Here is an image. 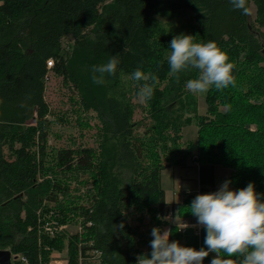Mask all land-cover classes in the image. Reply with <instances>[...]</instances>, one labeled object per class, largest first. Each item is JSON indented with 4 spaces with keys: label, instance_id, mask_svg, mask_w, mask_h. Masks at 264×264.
<instances>
[{
    "label": "trees",
    "instance_id": "obj_1",
    "mask_svg": "<svg viewBox=\"0 0 264 264\" xmlns=\"http://www.w3.org/2000/svg\"><path fill=\"white\" fill-rule=\"evenodd\" d=\"M252 4L255 20L228 0H0V250L18 256L12 264H48L53 250L65 248V233L44 230L51 210L63 223L69 214L82 218L83 230L67 245V264H136L139 254L150 253L151 229L168 224L162 172L190 158L199 163L198 193L218 188L216 166L223 165L232 170L230 187L252 182L264 199V0ZM183 11L191 14L196 40L215 41L233 64L234 86L210 89L205 115L184 87L196 70L170 74L159 39L166 30L157 16ZM69 35L75 52L63 47ZM112 55L116 74L94 84L92 67ZM137 67L156 77L141 125L129 100L138 91L130 78ZM50 73L77 92L80 110L98 116L97 148L49 149ZM192 124L197 138L185 141L183 130ZM80 174L94 186L86 199L69 198ZM198 193L178 205L177 215L195 222L188 205ZM170 231V240L203 246V228L201 244L193 227L183 235L176 225Z\"/></svg>",
    "mask_w": 264,
    "mask_h": 264
},
{
    "label": "clouds",
    "instance_id": "obj_2",
    "mask_svg": "<svg viewBox=\"0 0 264 264\" xmlns=\"http://www.w3.org/2000/svg\"><path fill=\"white\" fill-rule=\"evenodd\" d=\"M234 10L249 14L248 0H228ZM166 55L170 74L195 69L197 74L185 82V89L194 95H204L234 86L233 64L215 41H197L195 35L180 33L169 42ZM119 60L112 55L107 62L92 67V82L103 85L106 76L116 74ZM137 82V96L143 102L154 94L155 75L137 67L131 74ZM151 80L153 83H148ZM143 82V83H140ZM225 179L215 191L198 193L191 201L188 213L195 217V225L204 229L203 246L181 244L170 240L171 231L153 227L150 231V253L139 254L136 264H203L214 253L209 264H232L222 258L235 256L239 264H264V199L249 182L245 187H230ZM180 228L184 229L189 227ZM122 227V226H121ZM179 229V230H180Z\"/></svg>",
    "mask_w": 264,
    "mask_h": 264
},
{
    "label": "rangeland",
    "instance_id": "obj_3",
    "mask_svg": "<svg viewBox=\"0 0 264 264\" xmlns=\"http://www.w3.org/2000/svg\"><path fill=\"white\" fill-rule=\"evenodd\" d=\"M256 13L257 8L255 4H252L250 7L251 20H255L257 16ZM157 19L161 23L162 27L166 30V33L159 36V39H162L163 44L167 46V52L170 51V49L168 48L169 42L171 41L173 36L176 35V33L192 34L193 32V19L191 18V14L188 11H183L178 15H174L172 17L157 16ZM76 43V39L72 35H69L66 39L63 40L62 44L67 52H75ZM77 62L79 63L78 59ZM46 83L47 85L45 97L51 108V113L48 117V120L50 121V131L48 137V142L50 144L49 149H59L79 145L97 148V138L99 135L100 121L96 113L93 111L84 112L80 110L79 108L82 107H79L80 105L77 104V102H79L80 100L79 95L75 90L70 87H67L62 82L61 78L50 73L49 77L46 80ZM205 96L206 94L193 96L194 100L197 101L199 113L202 115H205L207 111ZM129 100L132 102V104L136 106L134 119L141 125V122H144L147 119L148 112L145 109V107H147V103L141 101V99L138 98L137 94L134 93L133 96L129 98ZM60 119H63V121H60ZM149 122L150 121L148 120L147 124H149ZM252 129H255V126H252ZM197 130L198 127L193 124L185 127L183 130L184 140L195 141V139L197 138ZM139 131H142V127L139 129ZM8 153L9 151H6V154ZM193 160L190 158L187 161V166L193 168V171L191 168H189L192 172L190 177L191 183L184 181L183 178H177L174 179V182L171 184V189L173 190L175 188L177 199H179L181 196L188 195L185 194V190H189L191 194H196L199 192V184L197 182L198 172L196 171L199 166V163L194 162ZM178 169L181 170L182 176H186L187 171L184 168L178 167ZM231 172L232 170L230 168H227L223 165H217V185L220 186V184L225 179H229ZM167 174L168 171L165 172L163 175L165 176ZM79 180H82L81 182H84V184L81 182L79 183V181L70 182L68 191L69 198H71L72 196H82L83 199H86L84 195L94 186L92 183V179H90L88 174H86L85 177L80 174ZM179 186H181V190L178 189ZM58 197L59 201L65 200L62 194ZM81 202H83V200H81ZM177 214L178 206H176V208H173L171 211L168 210L167 215L164 217V220L168 222V224L161 226V230H170L171 226L178 225L179 223L192 222L189 218H184ZM68 218L69 219L67 221H64V223L61 222L60 220H62V216L59 213H56L54 210H51L50 213L47 215V220L50 221V224L56 231V233L59 232L66 234L65 248L62 251L53 250L51 252L50 262L48 264H67L68 242L73 235H76L77 233H80L83 230L84 225H82V218L75 217L73 214H69ZM145 223H150L149 217H146ZM64 225H66V228L60 229V227ZM145 229V227H142V230ZM179 234L183 235L184 233ZM195 234L199 238V242L201 244V230L200 232H195ZM180 243L185 245V239L180 240ZM92 254L93 253H91V256ZM86 264L97 263L94 260H88L86 261Z\"/></svg>",
    "mask_w": 264,
    "mask_h": 264
},
{
    "label": "crops",
    "instance_id": "obj_4",
    "mask_svg": "<svg viewBox=\"0 0 264 264\" xmlns=\"http://www.w3.org/2000/svg\"><path fill=\"white\" fill-rule=\"evenodd\" d=\"M187 165L188 164L181 167L187 171L186 176H182L181 170H179L178 167L167 168L162 172V186H163V189L165 191V200H166V204H167L166 208L168 210L171 208H176V206H178L179 204H182L183 201L185 200V198L188 196V195H185L186 194L185 193L184 194L185 196H181L179 199H177V194H176L175 188L173 190L171 189V184L174 182L173 180L177 179V178H183L184 181L191 183L190 177H191L192 172L189 169L191 167H188ZM191 169L193 171V168H191ZM167 171H168V174L164 176L163 174ZM196 171L198 172V169H196ZM197 176H198V174H197ZM197 182L199 184V176L197 178ZM216 184H217V173H216ZM178 189H179V187H178ZM179 190H181V189H179Z\"/></svg>",
    "mask_w": 264,
    "mask_h": 264
},
{
    "label": "built area",
    "instance_id": "obj_5",
    "mask_svg": "<svg viewBox=\"0 0 264 264\" xmlns=\"http://www.w3.org/2000/svg\"><path fill=\"white\" fill-rule=\"evenodd\" d=\"M47 64H48V67L51 68V67L53 66V60L50 59V60L48 61ZM179 189H182L181 186H179ZM185 193L188 194V195L191 194V192L188 191V190H185ZM172 209H173V208L169 209V211H171ZM184 223H186V222L179 223L178 225H176V226H177V230H178L179 233H185L186 230H187L188 228H190V227H193V228L195 229V232H200V230H201V228H202L201 226H194V225H195V222H188V223H186V224H188L189 227L184 228V229H180V228H182V227L185 226ZM63 228H66V225L60 227V229H63ZM44 229L47 230V232H48L49 235H51V236H54V233L56 232V231L53 229V227L51 226L50 221L47 222V223L44 225ZM179 229H180V230H179ZM21 259H22L24 262H27V260H26L25 258L22 257Z\"/></svg>",
    "mask_w": 264,
    "mask_h": 264
},
{
    "label": "water",
    "instance_id": "obj_6",
    "mask_svg": "<svg viewBox=\"0 0 264 264\" xmlns=\"http://www.w3.org/2000/svg\"><path fill=\"white\" fill-rule=\"evenodd\" d=\"M264 54V49L262 51ZM18 259V256H14L9 249L0 250V264H12L13 260Z\"/></svg>",
    "mask_w": 264,
    "mask_h": 264
}]
</instances>
